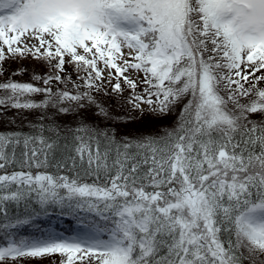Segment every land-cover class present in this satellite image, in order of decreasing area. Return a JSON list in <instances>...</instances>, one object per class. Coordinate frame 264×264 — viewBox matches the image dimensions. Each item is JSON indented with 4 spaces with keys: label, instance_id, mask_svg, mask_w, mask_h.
Wrapping results in <instances>:
<instances>
[{
    "label": "snow or ice",
    "instance_id": "1",
    "mask_svg": "<svg viewBox=\"0 0 264 264\" xmlns=\"http://www.w3.org/2000/svg\"><path fill=\"white\" fill-rule=\"evenodd\" d=\"M25 58L50 69L33 76L44 87L0 82V106L108 117L103 94L159 116L182 107L174 128L135 139L0 133V264H264V0H0V74ZM52 206L95 218L70 239L9 231Z\"/></svg>",
    "mask_w": 264,
    "mask_h": 264
},
{
    "label": "trees",
    "instance_id": "2",
    "mask_svg": "<svg viewBox=\"0 0 264 264\" xmlns=\"http://www.w3.org/2000/svg\"><path fill=\"white\" fill-rule=\"evenodd\" d=\"M3 69V73L0 74V82L13 80L20 83H32L37 87H44V85L42 82L34 80L33 76H45L50 72L45 63L38 62L32 58L8 60L4 63ZM17 72L19 74L14 75ZM63 75L70 77L72 81H76V72L70 65H66V71ZM76 82L79 83V81ZM49 86L53 91L57 89L75 91L71 83L65 85L52 82ZM107 90H110V88ZM128 94L125 91L124 97L126 98ZM0 95H3V93L0 92ZM45 99L46 97L43 93H37L22 97L21 101L31 100L40 104ZM97 99L109 113L108 117L98 114L95 105H88L80 109L67 102L62 105L71 109L66 114L58 111L61 105L53 107L51 103L46 107L35 109H16L10 106H0V133H16L21 136L38 135L40 134V129L43 128L45 136L52 135L54 131H58L61 136H66L70 130H74L77 126L86 125L89 128L108 131L109 133L114 132L117 140L124 137L135 139L141 136L159 135L162 130L174 128L182 107V105H179L171 114L159 116L147 110L144 112L133 111L123 98H118L115 95L101 94ZM7 170L9 172L19 171L20 168L10 166ZM32 171L57 173V169L51 166L46 169L33 168ZM59 174L72 175L67 169H60ZM88 182H91V178H89ZM6 212L9 218H15L18 215L24 218L26 215L22 204L20 206L9 204L6 207ZM93 218L95 217L92 214L86 212L73 215L62 211L59 207L52 206L46 212L41 211L28 225L9 229V231L16 233L18 238L47 239L49 234H52L49 232L51 228L53 231L64 234L65 237L62 238L70 239L72 238L75 224L84 225ZM2 223H7V221L4 220V212L0 211V224ZM3 244H5V240L3 239V230L0 229V245ZM60 259L61 257L58 254L41 258H21L20 264H59Z\"/></svg>",
    "mask_w": 264,
    "mask_h": 264
},
{
    "label": "rangeland",
    "instance_id": "3",
    "mask_svg": "<svg viewBox=\"0 0 264 264\" xmlns=\"http://www.w3.org/2000/svg\"><path fill=\"white\" fill-rule=\"evenodd\" d=\"M83 231H84L83 225H79V224L75 225L74 229H73V237L78 236V235H82ZM49 232L53 233V229L50 228Z\"/></svg>",
    "mask_w": 264,
    "mask_h": 264
}]
</instances>
